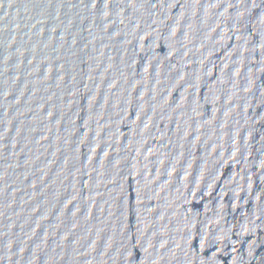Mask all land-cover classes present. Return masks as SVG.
Masks as SVG:
<instances>
[{
	"label": "water",
	"instance_id": "water-1",
	"mask_svg": "<svg viewBox=\"0 0 264 264\" xmlns=\"http://www.w3.org/2000/svg\"><path fill=\"white\" fill-rule=\"evenodd\" d=\"M0 264H264V0H0Z\"/></svg>",
	"mask_w": 264,
	"mask_h": 264
}]
</instances>
